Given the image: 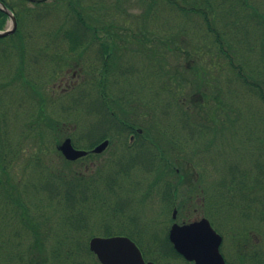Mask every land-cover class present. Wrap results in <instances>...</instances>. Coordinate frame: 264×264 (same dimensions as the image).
Instances as JSON below:
<instances>
[{
  "label": "trees",
  "instance_id": "trees-1",
  "mask_svg": "<svg viewBox=\"0 0 264 264\" xmlns=\"http://www.w3.org/2000/svg\"><path fill=\"white\" fill-rule=\"evenodd\" d=\"M15 1L18 6L16 8H14L13 4H10L9 0H0L3 5L12 11L18 26V30L16 29L12 36L0 39V42H11L13 39H18L21 44L14 49L23 54V38L16 37L21 32L19 28H21L23 22L20 15L22 14L23 17H26L27 13L32 11V15L37 20L42 12H47L48 14L52 5L48 6L49 0H39L32 3L36 4L35 9L27 10L24 5L29 0ZM53 1L52 9L64 8L66 14L71 16L67 21H72V24L70 26H68V22L64 25L60 24V29L57 33L65 36L62 41L68 44V53L66 52V54H71L73 61L79 65L80 73L96 74V64L92 62L93 60L90 56L92 54L89 55L92 65L89 67L86 65L89 60L87 56L88 50L92 49L93 42L100 45L98 48L100 51L99 55L104 64H102L101 70H98L99 79L92 77L94 79L92 82H81L77 86L74 84L69 89L61 92L60 95H55V97L54 89H51L53 92H47L46 95H43L41 90L50 88V86L53 87L54 81L62 74L60 69L59 71L55 70L49 72V74H44L41 79L43 83L41 81H38V83L28 81L20 73L19 78L22 79L20 88H23L28 98L34 96L40 99L41 103H39V106L46 113L41 111V115H37L36 119L26 126L30 133L29 135L31 133L36 135L39 131H46V134L48 132V135L55 140L60 138L63 132L62 127H65L70 129L66 137L71 138L72 142L76 144L78 137L76 138L74 133L77 126H79L78 122H81L85 115L86 119L90 118L89 114H91L96 115L97 122H101L102 127L94 129L89 126L85 130L84 135L86 137L88 135L89 139L93 138L95 140L93 143L98 144L103 140L111 139L112 133L129 134L136 127H146L147 125H144L145 120L139 121V118L145 115L140 105L144 107V103L149 102L151 103V106L148 105L149 110H151L150 112L148 111L149 116L155 114L154 117H157L160 114V110L165 112V114L169 112L168 110H171L173 116L178 115L175 120L178 122L179 118V124L182 127L181 131L188 128V134L192 135L189 140L192 143H189L191 145H184L181 136L172 131L176 125L172 118L171 123L165 122L167 128L164 126L162 131H158L164 140L165 151L161 150L158 139H153L149 135L145 136L148 137V141L144 139V129L142 128L143 137L141 134H136L138 139L129 144L127 143V146L123 149L125 151L123 156L116 158V153H112L103 161L104 163L102 162L103 164L95 166L94 169L87 168V171H82L81 167L82 172H75L72 167H76L78 162L99 158L101 155L88 154L86 157L74 162H69L62 158L63 162L61 164L64 166V173L60 171L57 173L55 169L49 170L47 167L42 166L48 173L47 176L50 175L51 181L46 178L40 183V189H42L40 191L48 195V197L39 198L38 193L37 196L35 193L33 196L37 205H33V212H29L31 207L30 199L33 196L29 201L26 200L28 196L25 194L27 192L25 186L20 185L17 180H13V176L7 173L8 167L6 168L3 165V167H0V197L4 200L2 208L0 207V264H99L88 249V239L84 240L78 237L80 229L83 231L90 229L84 215L86 209L89 211L92 208L103 209L101 207H104L107 210L103 209L106 214L110 213L108 217L111 216V219L117 218L122 213L123 208L132 202V200H128L130 193L134 190L138 192V186L141 187L147 181H149L150 187H158L163 182L165 186H168H164L161 189V194L159 191L157 192L162 196V201L165 197L164 193L170 196L171 183L168 184V180H172L169 179L170 175L176 174L175 170L177 168L174 162H177L178 159L173 160V158L169 157L167 154L169 146H173L180 153L187 155L185 164H187L188 168L186 170L191 175L194 174L193 178L200 176V171L197 172L193 164L201 156H204L206 160L208 156L212 155L210 162L218 164L213 166V172L216 175L213 178V183L207 185L209 187L208 193L212 195H206L205 206L212 204L211 197L214 198L215 203L222 206H224L226 200L227 203L225 205H227L229 212L236 210L238 214L245 216H251L256 213L257 221L264 223V138L255 135L251 139V131L254 130L253 135L256 133L260 134L259 127H256L253 122H251V125L255 127L249 124V130H245L247 133L249 131L248 136L244 137L242 135L244 129L239 125L242 117L240 113L243 114V112L241 110H233V108H236L235 104L242 107L241 102L246 110L247 108L249 109L252 100L264 105V0H261L262 4L258 7H256L254 2L259 3L260 0H136L133 5H135L134 7L137 10H141L147 5L149 14H152V16H156L159 12H162V15L168 12L178 13L179 17L184 19L185 24H181L178 29L173 28L174 26L172 25L165 27V32L170 35L169 38H164V41L153 39L154 43L152 45L156 44V48L147 47V57L150 58L151 64H148V69L146 72L143 71L142 74L145 73L147 75L148 79L146 80L148 82L155 77L153 81L151 80L148 87L150 99L145 100L142 98L139 92L144 89L141 90L139 87L140 89H134L129 93L130 96H133L131 98L132 102L130 103L120 98L116 110L111 107L114 99L110 96L111 87L108 85V71H111L109 61L115 59L112 45H117L121 35L125 37L123 39L124 42L131 40L134 43L150 44L152 39L149 38V35L154 31L152 29L154 24L151 23L148 26V23L142 20L144 15H141L140 12L133 14L132 19L128 20L129 14L127 11L121 10L124 8L125 0H98L97 2L95 0ZM6 20V15L0 11V30L3 29ZM189 28L192 29L191 35L186 31ZM74 35L78 37L75 38ZM88 35L92 37H85ZM55 41L57 40H54V43ZM159 44L165 46L167 52L179 53L182 59L192 60L186 63L185 67L188 69L191 68L193 62L199 63L200 57H202L201 53L205 54L208 51L209 65L212 64L213 56L217 55L218 57L215 58L216 62H220L222 59V63H217L223 65L220 69L225 65L226 71L221 69L217 76L212 78L210 71L207 70L208 62L206 59H201V64L198 66L197 71L193 73L195 76L194 83H192V79L190 80V78L184 76L187 73L190 75V72L180 64L174 70L160 73V66L167 67V69L172 66H167V56L162 61L158 57L155 59V51L160 49ZM54 47H47L46 54L50 55V50L51 52L55 51L56 47ZM53 57L56 58V56ZM105 60L108 62H105ZM205 61L206 65H202ZM126 62L132 63V59L126 58ZM151 65L154 66L152 67ZM156 66L159 67L157 68ZM129 68L122 70V67L117 66L114 69H117L116 71L121 70L122 74L127 71V78H132L134 73L132 74V70ZM159 74L162 75V79L158 81ZM150 85L153 86L150 87ZM187 85L190 88L195 87V93L193 94L201 100L197 103V108L194 112L195 117L197 116L194 123L188 117L189 115L191 116L192 112L185 109L184 104L179 100L178 91H182V88ZM88 87H90L89 90H92V92L94 90L99 92L100 100L96 101V103L90 93H88ZM207 87H209L210 93ZM75 91L78 94L75 93V96L68 97ZM125 92L127 94V91ZM151 92H157L154 98L151 97ZM163 96H165L162 99L163 101H160ZM135 99L140 104L139 117H130L131 120H129L126 117L128 115L125 116V110H127L126 108L129 109L131 105L133 106L132 103L135 102ZM209 101L211 102L212 113L208 111V107L205 108ZM51 104L53 109L50 110ZM203 108L208 112L204 118L199 116V111H202ZM194 114L192 113L193 116ZM5 116L6 112L0 113V121L2 123L6 121L4 119ZM253 116L255 117L256 115ZM40 117L43 118L41 119ZM212 117L214 119H211ZM258 117L256 120L261 122L259 125L264 123V118ZM222 118L224 122H227L226 124L222 123ZM199 119H204L205 123H200ZM71 126L72 128H70ZM215 129H218V131L215 132ZM226 130L229 133L226 132L227 134H224ZM0 132L5 137V131L1 129ZM210 132L212 137L208 139ZM220 134V145L222 146L219 149L221 150L210 152L213 145L216 146L215 144ZM225 135L229 136V138L225 137ZM233 139L241 142L240 151L242 154L248 148V145H245L248 144V141L250 143L254 141L257 145L256 149L259 150L257 153L261 157H255L254 161H252L254 162L253 166L243 167L242 159L240 162L237 161L235 154L232 155L235 159L229 158L226 148L229 143L232 144ZM251 140L253 141L251 142ZM93 143L86 150L92 149L95 146ZM58 144L59 142L57 141ZM224 146L226 147L224 148ZM218 158L222 161L218 160ZM35 159L37 161L38 157H35ZM200 169L202 168L199 167ZM139 173L140 176L138 177ZM58 184L59 186H57ZM40 191L35 190V192ZM202 191L207 192V189L203 188ZM128 193L129 197L127 196ZM52 204L55 205L54 213H50L52 215L50 216L49 210L53 208ZM59 214L63 216L61 217ZM50 221L52 222L51 224ZM57 221L58 231L55 232L52 230L56 226ZM129 222L133 224L137 220L134 217L132 222L131 220ZM108 223L109 221L103 225V232L108 234L107 236H112L114 228ZM210 223L213 226L211 221ZM136 226H138L137 223L133 224V227ZM5 229L8 230V234L1 235V232ZM53 233H60V237L54 242L53 246L50 245L48 248L50 243L48 240L53 238ZM133 233L124 231V233L119 235H125L133 240L145 260L153 261L157 264H168V260L182 261L169 243L167 234L164 238L154 234V237L152 235L153 244L143 245V242L141 243L138 238H135L136 236Z\"/></svg>",
  "mask_w": 264,
  "mask_h": 264
},
{
  "label": "rangeland",
  "instance_id": "rangeland-1",
  "mask_svg": "<svg viewBox=\"0 0 264 264\" xmlns=\"http://www.w3.org/2000/svg\"><path fill=\"white\" fill-rule=\"evenodd\" d=\"M33 1V0H32ZM96 2L98 0H95ZM126 3L122 8V11H127L129 14L128 20L132 19L133 14H137L138 12L141 13V15H144L142 17V20L145 23L154 24L152 29L154 30L150 35L149 38L152 39V42L149 43H134L131 40L124 42V35L120 36V40L117 42V45H112L114 49V57L115 62L113 66L111 67V71H108V85L111 87L110 93L112 99V108L116 110V107L119 105L120 98H123L125 101L132 102L131 98L133 96H130V92L132 90L136 89H144L142 91H138L142 98L145 100L149 98V83L151 80L153 81L155 77L151 78L149 82L146 80L147 75L142 72L137 71L136 68L145 66L148 69L151 62L149 61V57H147L148 51L147 47H154L156 48V44L152 45L154 43V40H160L164 41V38H169V34L165 32V27L174 26L173 28H179L181 24H185L184 19L179 17L178 13H165L162 15V12H159L156 16H152V14H149V11L147 9V5H145L144 8L141 10H137L133 4H135L136 0H125ZM258 1V0H257ZM256 1V2H257ZM10 4H13L14 8L18 7L17 2L15 0H9ZM254 2V1H253ZM54 4L53 0L48 1V6L51 7V11L47 14V12H42V14L36 18H34V15H32V11L27 13L26 17H23L21 14L20 16L22 22V26L20 29V34L16 37L23 38V54L19 53L17 49L21 44V41L18 42V39H13L11 42H0V113L6 112V116L3 123L0 121V130L3 129L5 132V137H3L2 133L0 132V167L7 168V173L13 176V180H17L20 185H24L27 192L25 193L28 198L26 199L29 201V199L35 195L39 198H46L48 195L44 194L40 190V183H42L46 178L50 180L48 173L45 169H43L42 166L47 167L49 170L55 169L57 173L60 171L61 173H64V166H62L61 162H63V157L60 154V151L56 148L57 141L60 143L64 139H66L67 134H69V130L65 127H62V135L58 139H52L48 135V132L46 134V131H39L38 134L33 135L34 133H31L29 135V131L26 126H28L31 122H33L34 119H36L37 115H41L42 112L45 113V110L39 106L40 99L36 97H30L28 98L26 93L24 92L23 88H20L22 85V79L19 78V74H23V78L27 79L28 81H32L34 83H38V81H41L44 74H49L51 71H55L60 69L62 74L59 75L57 80L54 81L53 87L50 86V88L42 89V94L46 95L48 92H53L51 89H54V97L55 95H60L61 92L65 91V86L68 85L66 88L69 89L70 86L78 83H87L88 81L92 82L94 79H99L98 74V68L97 71L95 70L96 74L91 73H80L79 65H73V58H71V54H66L67 47L65 45L60 46L63 43L62 34H58L57 31L60 29L59 25L67 24V20L71 18L68 14H66L64 8H57L52 9ZM256 7L262 4V1L260 0L259 3H255ZM36 4H32L31 2H26L24 5L25 9L33 10L36 8ZM143 7V5H142ZM160 7V6H159ZM162 15V16H161ZM161 16V17H159ZM123 20V19H122ZM121 20V21H122ZM187 21V20H186ZM199 22V21H197ZM68 26L72 24V21L68 22ZM76 24V22H74ZM194 24V23H192ZM11 21L6 20V23L3 27V30H6L10 28ZM18 30V26H17ZM188 34L191 35L192 29L186 30ZM185 36V35H184ZM74 37H78L77 35H74ZM82 37V36H80ZM87 37V36H86ZM90 38V35H88ZM128 39H131L129 36H126ZM187 38V37H185ZM61 39V40H60ZM54 40L55 41L54 43ZM121 41V44H120ZM5 43V44H4ZM56 47L55 51L51 50L49 51L50 55L46 54V48H50V46ZM144 45V47H143ZM117 46V48H116ZM160 49L155 51V59L158 57V59L164 60V57L167 56L168 59V65L172 66L167 69L164 68V66H156L159 67V72L162 73L165 71L169 72L170 70H174L179 64L183 67L186 66V63L191 62L192 60H185L181 58V55L179 53H171L167 52L165 50V46H162L159 44ZM54 47V48H55ZM59 49V50H58ZM49 50V49H48ZM59 51V53H57ZM157 52V53H156ZM201 53V52H200ZM202 57L201 59H206L208 62V68L211 73V77L214 78V76H217L219 70H225V65L220 69L221 66L218 63H222L223 60L220 62L215 60L217 55L213 56L212 64L209 65V56L208 51L204 53H201ZM90 54H87L89 58ZM174 58H173V56ZM53 56H56L58 58H54ZM92 60L93 54L90 55ZM176 56V57H175ZM83 58V57H82ZM126 58H131L132 63L126 62ZM146 58L147 59V65H146ZM90 58L87 61L86 65L89 67L92 65L90 61H92ZM153 60V59H152ZM199 60V63L193 62L191 64V68H187V71L190 72L187 73V75H184L186 78L192 79V83L195 82V76L193 73H195L198 69V66L201 64ZM154 61V60H153ZM203 63L202 65H206ZM66 62H70L69 64H65ZM94 63V60L92 61ZM159 63H161L159 61ZM149 64V65H148ZM154 64V63H153ZM65 66V67H64ZM122 67V70L129 68L130 66L132 70V74L134 73L132 78H127V71L122 74L120 72L121 70L116 71L117 69H114L116 67ZM152 67L154 65H151ZM64 67V68H62ZM82 69V68H81ZM121 69V68H120ZM79 70V71H77ZM83 70V69H82ZM75 71V72H74ZM212 71V72H211ZM226 71V70H225ZM19 72V73H18ZM119 73V76H118ZM129 73V72H128ZM73 74H76L75 77H73ZM121 75V76H120ZM194 76V77H192ZM92 77L94 79H92ZM223 77V76H222ZM107 78V77H106ZM145 78V81H144ZM20 79V80H19ZM162 79V75H158V81ZM44 80V79H43ZM42 82V81H41ZM157 82V81H156ZM188 82V81H187ZM43 83V82H42ZM51 84V83H50ZM155 84V83H154ZM176 84V80H175ZM41 86V85H40ZM153 85H150V87ZM173 86V85H172ZM171 86V87H172ZM133 87V88H132ZM140 87V88H139ZM90 87L87 88L88 93H90L91 97L94 99L95 103L96 101H99L100 98L98 96V93L96 90L92 92V90H89ZM195 87H189L188 85L182 88V91H178L179 93V100L182 101V104H184V108L191 111L193 114L195 112V109L197 108V103L200 102V98L197 97L195 94ZM209 87H207L208 89ZM128 89L129 92H128ZM127 91V94L126 92ZM164 91V90H161ZM209 93L210 90L208 89ZM175 92V91H174ZM73 92L68 97L75 96L76 93ZM154 93V94H153ZM157 92H151V97L154 98ZM165 93V92H164ZM109 94V93H108ZM81 96V95H79ZM165 96H163L160 101H163L162 99ZM65 99V98H64ZM150 99V98H149ZM135 102L132 103L127 110H125V116L129 120L130 117H139V101L134 100ZM36 103V104H35ZM58 105V104H57ZM149 106H151V103H144V107L140 105L142 108V112L145 113V115L141 116L142 118H139V121H144V125H147L146 127L143 126L141 128L136 127V129H144L143 135L141 133V136L148 141V137H145L146 135H149L153 139H158L160 143V148L162 151H165L164 143L162 137L159 135L158 131H162L164 126H166V123L170 122L172 118L174 119L176 125L172 131L176 132L181 136V140L184 142V145H191L189 143H192L189 138L192 137L190 133L188 134V128L187 130H182L181 125L179 124V118L178 122L177 116H173L172 111L168 110L165 114V112L161 111L160 108V114L157 115V117L149 116L148 111ZM241 106L235 104V107L233 108L234 111L241 110L242 117L240 118L239 125H241V128L244 129L242 131V135L244 137H247L248 133L245 130H249V126L252 124L251 122L255 123V126L259 127V133H256L253 135V131L250 133L251 139L254 138V136L263 137L264 138V123L260 124L259 120H256L259 118L258 116L264 118V105H262L260 102L252 100L250 108L247 110L244 108V105L241 102ZM208 107V111L212 113L211 109V102L209 101V104L205 105V108ZM203 108L200 112V115L202 118L207 115L206 109ZM50 110L52 108V104L50 105ZM137 110V112H136ZM42 111V112H41ZM206 111V113H204ZM247 111V112H246ZM189 115L190 121L196 120L195 114L194 116ZM46 114V113H45ZM253 115H256L255 117ZM90 118L86 119V115L83 117L84 119L79 123V126H77L76 131L74 133L75 137L77 138V143L74 144L71 140L72 145L75 147V149L79 150H86L90 144L95 142V140L89 139L88 135L87 137L84 135L85 130L90 126L94 129L101 128V122H97L96 115H91ZM198 116V117H199ZM237 116V115H235ZM234 117V116H233ZM232 117V118H233ZM41 119L43 117H40ZM211 119H214L212 117ZM1 120V119H0ZM166 122V123H165ZM200 123H205L204 119H199ZM112 123V122H111ZM222 123L226 124L227 122H224V119L222 118ZM248 123V125H246ZM250 124V125H249ZM253 126V125H251ZM253 126V127H255ZM156 129H155V128ZM172 127V126H171ZM72 128V126L70 127ZM167 128V126H166ZM42 130V129H41ZM99 131V130H98ZM187 131V132H186ZM218 131V129H215V132ZM65 132H67L65 134ZM100 132V131H99ZM227 130L224 134H227ZM133 133V132H131ZM131 133H112L111 139H106L109 141L108 148L101 154L99 158H92L87 159L82 162H78L76 167H72L75 172H82L87 171V168H95V166H98L100 164H103L105 159L110 155L116 153V158L123 156V152H125L123 149L127 146V143H131ZM229 133V132H228ZM223 134V135H224ZM246 134V136H245ZM28 135V136H27ZM52 135V134H50ZM130 135V136H129ZM133 136V135H132ZM135 136V135H134ZM227 135H225L226 137ZM62 137V138H61ZM212 137V133L208 135V139ZM229 138V136H227ZM71 139V138H70ZM138 138L135 136V141ZM220 137L218 138V142L216 141V146L213 145L211 151L215 150H221L219 149L220 146ZM104 141V140H103ZM232 144H228L226 150H228L227 155L229 158L233 159L232 156L235 154L237 156V161L240 162L242 159L243 167H250L253 166L252 161H254L255 157H261L256 149V144L253 140H251L252 143L248 141L247 149L242 154L240 151V141L233 139ZM102 142V141H101ZM100 143V142H99ZM98 143V144H99ZM254 143V144H253ZM95 144V143H93ZM59 145V144H58ZM97 145V143L95 144ZM226 146H224L225 148ZM221 148V147H220ZM194 150V149H192ZM196 150V149H195ZM200 151V150H199ZM192 152V151H191ZM167 154L169 157L174 159H178L175 164V167L177 168L176 174H172V176H169L168 184L170 185V196L164 193L165 197L164 200H161V197L158 191L161 194V189L164 188L165 184L164 182L162 184H159L158 187H150L151 185L148 183L149 181L142 184V186H138L139 190L138 192L134 190L132 193H128V200H132L130 204L123 208L122 213L116 218L111 219V216L108 217L109 214H106L105 211H107L104 207L100 208H92L89 211L86 209V213L84 214L87 219L88 226H90V229L88 230H81L78 232V237L84 240L88 239V243L91 238L94 237H100V238H108L113 236H125V235H119L124 233V231H130L134 232L133 234L136 236L135 238H138V240L143 245H149L153 244L152 235L154 234L158 235L160 238H164L167 234L168 238V232L169 228L173 223H176L178 225L188 224L194 221L200 220L202 217L205 219H208L213 223L214 228L216 231L222 236L223 242L220 246V251L224 255V258L228 260L230 263H236L238 258L245 257V255L250 253L253 250H258L259 252V258H260V264H264V223H260L258 220V217L256 216V213H253L251 216H245L243 214H238L237 211L229 212L227 209V201L225 200L224 206L218 205L215 203L214 198L211 197L212 204L205 206V200L206 195H212L208 193V186L213 183V178L216 176L214 174V165H218L217 163L213 164L210 162V157L208 156L206 160L204 159V156H201L197 161L195 160L193 166L194 169L199 172L200 176L192 177L188 170H186L187 164H185V161L187 160L184 153H180L176 148L173 146H169V150L167 151ZM179 155V156H178ZM209 155V154H207ZM162 156V155H161ZM35 157H38V160L36 161ZM227 159V157H226ZM235 159V158H234ZM218 160L222 161L218 158ZM103 162V163H102ZM238 162V163H239ZM193 163V162H192ZM241 165V164H240ZM82 167V171H81ZM199 167L202 169L199 170ZM161 168V167H160ZM163 169V168H161ZM50 172V171H48ZM67 173V172H66ZM140 176V173L137 175ZM171 177V178H170ZM151 180V178H149ZM57 181V180H56ZM58 183V182H57ZM159 183V182H157ZM156 183V184H157ZM60 184V183H59ZM59 184L57 186H59ZM35 186L36 189L40 192H35ZM168 187V186H165ZM207 189L206 191H202V189ZM41 195H40V194ZM46 196V197H45ZM224 196H226L224 194ZM167 198V199H166ZM168 200V201H166ZM31 201V207L29 208V212H33L34 208L33 205H37L35 203L34 196ZM174 201V203H172ZM4 203V200L2 197H0V207L2 208ZM170 203V204H169ZM215 203V205H214ZM51 205V204H50ZM53 208L49 210L50 213H54V206ZM61 207V206H60ZM56 208V207H55ZM168 208V209H167ZM58 209V208H57ZM88 211V212H87ZM59 213V211L57 210ZM175 212V220L172 218L173 213ZM9 214V213H8ZM33 214V213H32ZM61 216V214H59ZM52 216V215H50ZM63 216V215H62ZM61 216V217H62ZM135 217L137 220L136 227H133V224L136 223H130L129 221ZM82 218V216H81ZM78 219V218H77ZM121 219V220H119ZM109 221L108 225H112L114 228L113 235L107 236L108 234H105L103 232V225ZM124 221V222H123ZM135 221V220H134ZM52 222L50 221V224ZM257 224V225H256ZM58 228V221L56 226L53 227L52 231L57 232ZM123 231V232H122ZM122 232V233H121ZM8 230L5 229L1 232V235H7ZM52 239L49 238V245L53 246L54 242L60 237V233H53ZM127 237V236H126ZM48 244V243H47ZM146 248V246H144ZM246 254H245V253ZM246 255V257H247ZM168 260V259H167ZM168 264H186L187 262L181 261V260H168ZM188 264V263H187ZM192 264V263H191Z\"/></svg>",
  "mask_w": 264,
  "mask_h": 264
},
{
  "label": "water",
  "instance_id": "water-1",
  "mask_svg": "<svg viewBox=\"0 0 264 264\" xmlns=\"http://www.w3.org/2000/svg\"><path fill=\"white\" fill-rule=\"evenodd\" d=\"M0 10L11 21V27L0 32V38H4L15 32L16 21L10 10L2 3H0ZM108 144V140H105L91 152L101 154ZM57 149L67 161H75L87 155L86 151L75 149L70 138L64 139ZM172 218L175 219V212ZM168 239L174 250L187 262L226 264L219 249L222 237L214 231L208 220L204 218L184 225L174 223L169 229ZM88 248L100 264H155L144 261L136 244L125 236L94 237L90 239Z\"/></svg>",
  "mask_w": 264,
  "mask_h": 264
},
{
  "label": "flooded vegetation",
  "instance_id": "flooded-vegetation-1",
  "mask_svg": "<svg viewBox=\"0 0 264 264\" xmlns=\"http://www.w3.org/2000/svg\"><path fill=\"white\" fill-rule=\"evenodd\" d=\"M90 37H92V36H90ZM62 38H65V36H62ZM63 43L64 44H61L60 46H62V45H65L66 47L68 46L67 43H65V42H63ZM53 46H54V43H53ZM53 46H51V47H53ZM99 47H100V45L98 43L93 42L92 49H89L88 50V54H93V58H94L93 60H94V63L96 64V68H95L96 70H97V68H98V70H101V66H102V64H104V61L103 62L101 61V58H100V55H99L100 54V51L98 50ZM113 54H114V52H113ZM105 62H108V61L105 60ZM114 62H115V59H111L109 61V65L110 66H113ZM69 63L70 62H66L65 64H69ZM72 64L73 65H77L74 61L72 62ZM64 67H62V68H64ZM71 68H73V67L71 66ZM129 69H131V68H129ZM136 70L137 71H140V72H143V71L146 72L147 67H146V70H145V66L136 68ZM75 76H76V74H73V77H75ZM65 87L67 88L68 85H66ZM66 88L64 90H66ZM141 133H142V130L141 129H136L135 128L134 131H133V133H131V141L130 142H133L134 141L136 134H141ZM246 255H245V257L242 256V257L238 258V260H237L236 263H230V262H228L227 259H226L227 260L226 263L227 264H260V258L258 257L259 256V252H258L257 248H256V250H253L250 253H248L247 257H246Z\"/></svg>",
  "mask_w": 264,
  "mask_h": 264
}]
</instances>
